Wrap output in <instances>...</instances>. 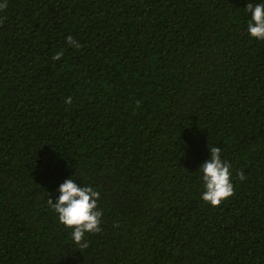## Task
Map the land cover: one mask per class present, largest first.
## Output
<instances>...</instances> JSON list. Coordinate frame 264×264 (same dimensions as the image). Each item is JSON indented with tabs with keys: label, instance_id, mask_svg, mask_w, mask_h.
<instances>
[{
	"label": "trees",
	"instance_id": "16d2710c",
	"mask_svg": "<svg viewBox=\"0 0 264 264\" xmlns=\"http://www.w3.org/2000/svg\"><path fill=\"white\" fill-rule=\"evenodd\" d=\"M2 2L0 264H264L249 0ZM211 146L232 166L218 206L196 171ZM68 176L100 193L86 248L48 205Z\"/></svg>",
	"mask_w": 264,
	"mask_h": 264
},
{
	"label": "clouds",
	"instance_id": "9594fccd",
	"mask_svg": "<svg viewBox=\"0 0 264 264\" xmlns=\"http://www.w3.org/2000/svg\"><path fill=\"white\" fill-rule=\"evenodd\" d=\"M0 0V8L4 7ZM247 14L246 33L258 41H264V0H249L244 6ZM66 43L79 47L72 36H67ZM58 57H53L57 59ZM71 97L65 98L64 103L70 104ZM231 164L224 159L221 149L216 146L208 147V156L199 164L198 179L202 185L200 199L211 206H218L224 199L233 194ZM243 180V174L240 173ZM58 195L53 202L48 197V205L56 215L58 223L70 229V237L74 244L86 248L87 234L100 231L102 213L97 207L99 191L91 185L78 183L73 176L66 177L55 189Z\"/></svg>",
	"mask_w": 264,
	"mask_h": 264
}]
</instances>
